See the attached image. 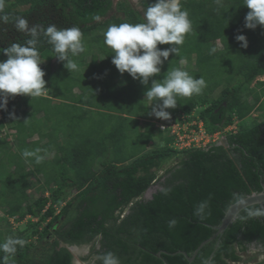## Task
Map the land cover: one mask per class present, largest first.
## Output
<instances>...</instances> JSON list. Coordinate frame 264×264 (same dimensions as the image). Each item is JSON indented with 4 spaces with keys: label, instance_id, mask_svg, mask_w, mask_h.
Wrapping results in <instances>:
<instances>
[{
    "label": "trees",
    "instance_id": "1",
    "mask_svg": "<svg viewBox=\"0 0 264 264\" xmlns=\"http://www.w3.org/2000/svg\"><path fill=\"white\" fill-rule=\"evenodd\" d=\"M152 3L155 0H138L139 5L132 8L128 2L115 4L114 0H3L0 15L7 14L9 22H0V60L7 59L4 48L31 38L15 28V17L45 29L50 24L58 29L78 26L87 49L74 57L78 70L70 73L62 62L52 64L55 53L41 35L40 57L51 61L41 66L48 82L46 91L33 99L10 98L7 109H0L4 114L14 113L11 131L19 148L13 152L0 140V243L10 236L26 241L9 257V264H74L71 247L87 251L79 256L82 264H100L95 257L108 251L119 257L120 264H250L251 253L264 254V216L248 217V211L260 205L244 209L220 243L218 239L208 243L193 262L178 254L191 257L215 235L232 205L264 191V121L243 123L237 133L207 148L174 150L167 136L163 146L143 151L142 146L148 147L159 136L154 125L140 121L152 107L144 99L151 81L145 89L129 74H120L112 64L114 53L104 43V32L111 24L143 22V12ZM182 6L189 12L192 30L179 46V54L164 62L154 77L157 82L168 71L181 68V59L196 66V74L189 73L195 78H204L206 70H223L232 43H237L236 35L255 32L257 36L263 27H245L249 9L243 0H182ZM97 14L100 21L92 19ZM218 41L222 50L216 46ZM93 49H97L95 54ZM216 53L223 58L219 63L214 62ZM244 55L236 70L242 82H229L212 100L209 93H215L221 83L190 98L178 97L177 108L169 109L171 117L178 121L181 113L189 115V121L203 123L208 135L223 134L236 120L249 117L259 98L250 104L244 100L243 88L254 91L252 84L264 76V56ZM220 78L227 82L231 77ZM99 81L101 87L94 90ZM22 111L30 117H21ZM36 136L37 140H30ZM45 141L53 147L48 149L42 144ZM31 146L45 157L54 150L56 154L36 164L34 158L22 156ZM173 160L177 161L168 167ZM4 168L18 178L4 177ZM40 175L44 189L33 200L29 190L40 183L30 182L29 177ZM152 188L156 191L149 199L145 195ZM205 201L204 212L196 215L197 206ZM27 216L37 222H28L27 229L5 237L2 227L7 217L22 222ZM171 219L177 220L173 228L168 227ZM160 252L162 258L157 257ZM4 255L0 251V258Z\"/></svg>",
    "mask_w": 264,
    "mask_h": 264
},
{
    "label": "clouds",
    "instance_id": "2",
    "mask_svg": "<svg viewBox=\"0 0 264 264\" xmlns=\"http://www.w3.org/2000/svg\"><path fill=\"white\" fill-rule=\"evenodd\" d=\"M135 1L138 3V0ZM243 3L249 9L245 16V27L255 30L258 26H264V0H243ZM3 7V0H0V12H3ZM92 19L100 21L101 17L97 14ZM0 22L8 23L9 16L0 15ZM15 28L31 38L24 44L12 43L3 49L7 59L0 60V109L4 110L7 109L10 98L28 96L33 99L43 95L47 89L48 82L44 79L46 73L40 66L44 62L41 61L37 48L41 35L52 46L55 53L53 57L62 62L70 73L78 70V64L72 57L85 51L83 33L78 26L58 29L55 24H50L45 29L40 24L29 26L24 17H15ZM191 30L192 22L188 10L182 6V0H155V3L149 4L144 10L143 22L111 24L104 32V43L112 49V64L120 74H129L144 85L145 89L151 81V87L144 92V99L152 102L148 114L157 118L156 122L160 119L174 120L169 109L177 108V98L199 95L206 87L202 76L195 78L182 68L168 71L160 82L154 79L161 73V68L170 55L179 54V46L183 45L186 34ZM235 39L241 47H248L246 35L238 34ZM159 45L171 47L162 49ZM212 51L215 52L216 49L213 48ZM180 63L183 65L185 61L181 59ZM10 116L14 117V113H10ZM140 121L143 122L142 118ZM156 122L152 124L154 127ZM40 152L39 148L25 149L22 156L25 160L34 158L35 163L40 164L45 159ZM168 191L165 189L164 194L167 195ZM206 207L207 201L200 203L195 214L201 215ZM260 216H264V207L248 211V217ZM176 224L177 220L171 219L168 227L173 228ZM25 244L24 239L11 236L0 243V251L5 254L0 258V264H9V257L14 256L18 247L23 248ZM95 259L100 264H120L119 257L111 251L100 254ZM79 262L82 263L80 260Z\"/></svg>",
    "mask_w": 264,
    "mask_h": 264
},
{
    "label": "rangeland",
    "instance_id": "3",
    "mask_svg": "<svg viewBox=\"0 0 264 264\" xmlns=\"http://www.w3.org/2000/svg\"><path fill=\"white\" fill-rule=\"evenodd\" d=\"M120 2H128L129 5L132 8H136V6L139 5L138 3H136L135 0H115V4H118ZM120 14L122 16H124L122 13H120ZM258 32L259 33L257 34V36H255V32L252 33V34L249 33V32L247 33V35H246L247 40H248V47L247 48L241 47V44L239 42H237L236 44L235 43H232L234 47H233L232 50L228 51V53H227L228 59L226 58L227 59V62H224V63H227V65L225 67H223V70L222 69L221 70L216 69V70H213V73H212V70H210L209 72H207V70L205 71V76L203 78V79H205V82H206V87H204L205 90H207V88H211L212 89V87L214 89V87L217 84H220V83L222 84L221 85L222 87H226L228 85V83L224 79L220 78L223 75L225 77L226 76H230L231 77L230 78L231 84H239L240 82L243 81V78L241 76H237L236 75V70L239 69V67L243 64L242 62L245 59L244 58L245 57L244 54L246 52H250V53H255L256 52V53H261L262 56H264V26L261 27L260 29H258ZM226 39L227 38H225V40ZM84 46H85V50H87L86 49V44H84ZM216 46L218 47L219 50H222V45H221V43L219 41L216 43ZM96 52H97V49H93L92 53L95 54ZM239 52H241V54H239ZM42 56L43 57L44 56L47 57L48 55L43 54ZM102 57H103V55H101V58ZM72 59L75 60V62H76V58L73 57ZM90 59H91V55H89L87 57V61H89ZM221 60H223L222 55L219 54V53H216V57L214 59V62L215 63H219V62H221ZM41 61L44 62V63H46L48 61V59L42 58ZM51 61H52V64L53 65L54 64L56 65V62H57V59L56 58H52ZM51 61H48V63L51 62ZM44 63L41 64L40 66H44ZM181 68H182V70L188 71L190 74H192V73L193 74H196V70H197L196 66H193V65L189 66L186 61H185V63L183 65H181ZM222 71H223V74H222ZM259 79L260 78H258L257 80H259ZM255 84H256V82L251 87H254ZM98 87H101V82L100 81L98 82V84L95 85L94 90H96ZM251 89H253V88H251ZM243 90H244L243 91L244 100L249 99L247 97H250L253 93H257L256 91H258L257 88L254 91H251L248 87L243 88ZM218 91H220V89L216 90L215 93H212V94L209 93V95H211L210 96V98H211L210 100H212V99H214V98L217 97L216 93ZM46 94H48V93H46ZM204 94H208V92L207 91H204ZM259 94L261 96H264V91L260 92ZM202 96H205V95H202ZM150 106H152V105L150 104ZM19 115L21 117H23V118H26V119L30 117L25 112L24 113L20 112ZM259 115H260V117H259ZM256 116H258V117H256ZM0 119H1V122H2V126H0V129H1V131H0V133H1L0 134V140L5 141V144L7 145V147L9 148V150H11L13 152H19V148L15 144V141L16 140H15L14 132L11 131V129L13 127V123L11 121L10 115L9 114H4L3 111H0ZM142 121L145 122V123L154 124L157 121V118H155L154 116H151V115L149 116L148 115V116L142 117ZM256 121H258V122H263L264 121V98H263V101L261 102V110H260V113L257 112L254 116H251V118H249L247 121H245V123H246L247 126H250V125H253L254 122H256ZM241 125H242V123H241ZM230 128H232L231 130H234V129L239 130L238 123H235ZM228 130H230V129L227 128V131ZM196 132H198V131H196ZM227 134H229V133H226V134L223 133V135L217 133V134L214 135L215 137L213 136L211 139L217 141V143L218 142L221 143V142H223V140H224V138H225V136ZM165 137H167V135H165V136H161L160 135L159 138L158 137L157 138L155 137V142L153 144H150L148 147L142 146V149L144 151H146V150H151L152 148H158L160 146H163L164 145L163 140L165 139ZM30 140L31 141L32 140H37V136L35 138L30 139ZM42 144H44L48 149H50V148L53 147L52 144L50 142L48 143L47 141H45V143H42ZM35 148L36 147L31 146V149L32 150H35ZM53 154H56V151L55 150L53 151ZM49 155L46 154V157L47 158H51V156H53V155H50V157H49ZM175 161H177V160H173L171 163H169L168 167L174 165ZM13 165H15V164H13ZM9 167H7V168H9ZM7 168H4L5 170L3 172L4 173L3 176L6 177V178H10V177L13 178L14 176L13 175L11 176V174L9 173L10 170H7ZM16 178H18V177H16ZM16 178L14 177L13 179L16 180ZM29 179H30V182L37 183V184L42 183L44 181V179H43V177L41 175L39 177H37L36 179L34 177H29ZM37 186L38 185H35L34 188L37 187ZM38 191H39V189H38ZM41 194H42V191H40L39 194L37 192H34L30 196H31V198L33 200H36L38 198V195L41 196ZM46 196H47V194H46ZM0 213H1V211H0ZM1 215H2V213H1ZM7 218H8L7 219V223L5 225H3V227H2L4 229L3 231L5 232V237H6V235L9 232H16V231L19 230V225H18L19 223L17 221H15V219H13V218L12 219H9V217H7ZM29 222H31V221H29ZM22 224L20 225V226H22L20 228L23 229V230H25V229H27L29 227V223H27V224L26 223L25 224L22 223ZM250 257H254V259L252 260V262L250 264H257V263L262 262V260H264V255L263 254H259L257 252L251 253L250 254ZM245 258H247V257H245Z\"/></svg>",
    "mask_w": 264,
    "mask_h": 264
},
{
    "label": "built area",
    "instance_id": "4",
    "mask_svg": "<svg viewBox=\"0 0 264 264\" xmlns=\"http://www.w3.org/2000/svg\"><path fill=\"white\" fill-rule=\"evenodd\" d=\"M189 120H191V116L182 113L178 121L171 119L165 121L160 119L159 122H156L155 128L162 136H169L172 140L170 146L179 151H186L193 148H207L209 145L217 142L211 139L214 135H208L206 133L201 122ZM228 129L230 130L227 131L226 129L225 134H235L238 132L237 129Z\"/></svg>",
    "mask_w": 264,
    "mask_h": 264
},
{
    "label": "water",
    "instance_id": "5",
    "mask_svg": "<svg viewBox=\"0 0 264 264\" xmlns=\"http://www.w3.org/2000/svg\"><path fill=\"white\" fill-rule=\"evenodd\" d=\"M156 190L154 188L150 189L145 197H148L149 199H152L153 197V193ZM255 205H260L262 207H264V191L261 193H253L249 196H247L246 198H244L243 200L235 203L234 205H232L229 210L227 211L222 223L220 224V226L216 227V233L213 237H211L210 239H208L207 241L203 242L198 248L197 250L193 253V255L190 257L188 256L186 253L184 252H178V254H182L185 257H187L189 262H193L197 256V254L200 252V250L206 246L208 243H211L212 241L218 239V243H220L221 237L224 235V233L226 232V230L237 220L239 214L246 208L251 207V206H255ZM76 250H79V248L77 247H71V251L72 252H77ZM162 254L163 252H160L157 254L158 258H162ZM74 264H80V262H78L77 260L75 261ZM165 264H167L165 262Z\"/></svg>",
    "mask_w": 264,
    "mask_h": 264
},
{
    "label": "crops",
    "instance_id": "6",
    "mask_svg": "<svg viewBox=\"0 0 264 264\" xmlns=\"http://www.w3.org/2000/svg\"><path fill=\"white\" fill-rule=\"evenodd\" d=\"M258 78H260L259 80H257ZM257 79H256V84L254 85V87H251V88H253L254 90L257 88L258 89V91H256L257 93H253L250 97H247V98H249V99H247L248 101H249V103L250 104H255L256 102H257V98H259V102L255 105V110L253 111V113L249 116V117H247L245 120H243V121H239V120H237L236 121V123H238V126L240 127V125H241V123L243 124V123H245V121H247L249 118H251V116H254L257 112H259L260 113V105H261V102L263 101V98H264V96H261L259 93L260 92H262V91H264L263 89H264V84L263 85H259V83L258 82H264V76H262V77H258ZM229 82L231 83V81L230 80H228L227 81V83L229 84ZM254 82V83H255ZM253 83V84H254ZM252 84V85H253ZM224 87H221V88H219L220 89V91H218L217 93H216V95L218 96L219 95V93L221 92V90L223 89ZM47 93V92H46ZM22 113H24L23 111H22ZM256 117H258V116H256ZM259 117H260V115H259ZM46 118L47 119H49V117H47L46 116ZM246 124V123H245ZM49 143V142H48ZM50 155H53V156H51V158H47L46 157V159L47 160H49V159H52L53 157H54V154L53 153H51ZM50 155H49V157H50ZM39 186V187H38ZM37 187H35L34 188V186L32 187L33 189H30L29 190V195H32V193H34V192H37L38 194L40 193V191H42L43 189H44V181L42 182V183H40L39 185H38ZM43 187V188H42ZM38 189H39V191H38ZM37 190V191H36ZM47 196H49V191H47ZM31 197V196H30ZM40 197V195H38V198ZM29 221H31L32 223H35V222H37V220L36 219H34V218H32V217H30V216H27L22 222H18L19 224V230H23V229H21L20 227H22V226H20L22 223H28ZM23 225V224H22ZM77 252H73V253H75V255H76V260L79 262V256H81L82 254H84V252H83V250L82 249H80V250H76Z\"/></svg>",
    "mask_w": 264,
    "mask_h": 264
},
{
    "label": "flooded vegetation",
    "instance_id": "7",
    "mask_svg": "<svg viewBox=\"0 0 264 264\" xmlns=\"http://www.w3.org/2000/svg\"><path fill=\"white\" fill-rule=\"evenodd\" d=\"M262 249V248H261ZM255 250V249H254ZM264 255V254H263ZM263 261V260H262Z\"/></svg>",
    "mask_w": 264,
    "mask_h": 264
}]
</instances>
